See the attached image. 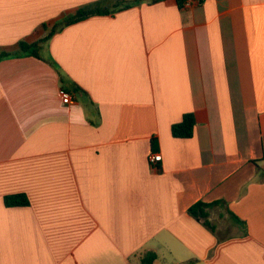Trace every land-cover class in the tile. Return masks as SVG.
I'll return each instance as SVG.
<instances>
[{"label": "crops", "instance_id": "0c3cea01", "mask_svg": "<svg viewBox=\"0 0 264 264\" xmlns=\"http://www.w3.org/2000/svg\"><path fill=\"white\" fill-rule=\"evenodd\" d=\"M117 1L0 0V264H264V0H145L17 54Z\"/></svg>", "mask_w": 264, "mask_h": 264}, {"label": "trees", "instance_id": "16d2710c", "mask_svg": "<svg viewBox=\"0 0 264 264\" xmlns=\"http://www.w3.org/2000/svg\"><path fill=\"white\" fill-rule=\"evenodd\" d=\"M143 1L145 0H118L112 6L101 5V4L82 6L77 10L75 14L68 16L61 21H58L51 28H47V33L38 42L29 43L24 40L21 41L19 52L17 54H30V55L40 56L39 52L43 47V44L47 42L55 33L61 31L66 26L75 23L77 21L83 20L92 15L110 14L122 10L126 7H129L131 4L140 3ZM149 1L155 2L159 0H149ZM177 1L180 7H185V2L187 0H177ZM200 1L202 2L203 0ZM11 55L12 54L8 52H0V59ZM195 125H196V119L194 113L187 112L183 115L181 121L174 123L172 125V133L176 137H181V138L191 137L194 134ZM5 202L9 206L28 205L29 199L25 193H17V194L7 195L5 197ZM217 203L219 202L207 203L203 201H198L189 208V213L198 220H201L205 225H207L214 231L216 227L209 220V208ZM236 218L238 219V217ZM155 258H156V253L153 252L150 253L147 259L148 264H152V260ZM193 262L194 260H190L187 262V264H192Z\"/></svg>", "mask_w": 264, "mask_h": 264}, {"label": "built area", "instance_id": "2783aa9c", "mask_svg": "<svg viewBox=\"0 0 264 264\" xmlns=\"http://www.w3.org/2000/svg\"><path fill=\"white\" fill-rule=\"evenodd\" d=\"M194 3H195V0H187L185 2V6H191ZM61 96H62L63 102H65V103H72L75 99L74 94L65 88L61 89ZM161 159H162V154L160 152L151 153L149 156V161H150L151 165H153V166H156V164Z\"/></svg>", "mask_w": 264, "mask_h": 264}]
</instances>
